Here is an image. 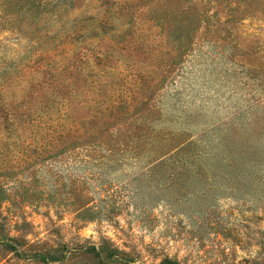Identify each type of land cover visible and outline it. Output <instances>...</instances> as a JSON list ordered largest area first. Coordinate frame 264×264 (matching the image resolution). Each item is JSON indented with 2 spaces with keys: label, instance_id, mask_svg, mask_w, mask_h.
Masks as SVG:
<instances>
[{
  "label": "rangeland",
  "instance_id": "rangeland-1",
  "mask_svg": "<svg viewBox=\"0 0 264 264\" xmlns=\"http://www.w3.org/2000/svg\"><path fill=\"white\" fill-rule=\"evenodd\" d=\"M0 264H264V0H0Z\"/></svg>",
  "mask_w": 264,
  "mask_h": 264
}]
</instances>
